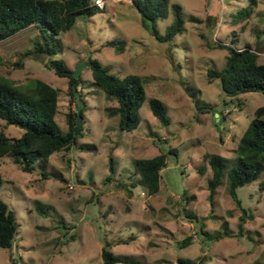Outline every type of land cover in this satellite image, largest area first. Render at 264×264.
<instances>
[{
  "label": "rangeland",
  "instance_id": "rangeland-1",
  "mask_svg": "<svg viewBox=\"0 0 264 264\" xmlns=\"http://www.w3.org/2000/svg\"><path fill=\"white\" fill-rule=\"evenodd\" d=\"M175 2L182 6L183 28L163 41L124 0H104L102 9L77 14L67 30L56 34L59 47L52 55L70 72L85 60L73 96L69 76L58 75L47 63L50 55L34 50L36 25L0 39V74L25 87L39 78L57 88L55 119L61 131L69 127V110L78 106L83 113L76 141L47 159L38 157L30 171L22 170L10 153L0 157L5 178L0 197L17 221L12 245L0 246V264H102L104 243L115 254L140 258L143 264H175L177 256L203 258L202 264H264V187L259 186L264 169L236 187L241 206L229 194L226 174L210 205L211 169L203 159L205 152L232 157L255 108L264 104V92L227 94L218 77L209 81L206 74L208 67L223 66L227 55L215 42L249 45L264 62V0L245 18L235 13L247 0H169L168 15L157 21L161 33L172 21ZM111 40L123 42L122 50ZM89 57L117 75H140L146 96L134 129H121L119 116L107 113L117 102L94 82ZM151 96L164 102L167 124L152 113ZM3 122L0 118L8 135L20 134L19 126ZM167 147L176 152H167L159 188L148 193L135 160ZM204 163L203 173L198 172ZM241 207L246 210L240 233ZM201 225L209 234L226 228L228 234L209 236ZM190 234L191 241L180 245Z\"/></svg>",
  "mask_w": 264,
  "mask_h": 264
},
{
  "label": "trees",
  "instance_id": "trees-1",
  "mask_svg": "<svg viewBox=\"0 0 264 264\" xmlns=\"http://www.w3.org/2000/svg\"><path fill=\"white\" fill-rule=\"evenodd\" d=\"M133 5L140 13L142 24L159 40H168L183 28L182 6L180 3H172V21L165 32L161 33L157 27V21L164 18L169 12V0H124ZM258 0H247V3L238 9L235 15L238 18L249 16ZM94 0H0V39H3L21 28L34 24L38 29V36L34 39V50L50 55L48 62L53 66L58 75H68L70 93L73 96L74 89L71 84L76 83L69 68L60 58H52L57 52L59 41L56 37L60 31L67 30L74 22L75 16L81 12L92 14L100 10ZM192 20H200L190 15ZM109 44L118 49L123 48L121 41L111 40ZM214 46L225 48L227 55L223 66L220 68L208 67L206 74L208 80L218 77L222 89L227 94H238L250 90L264 92V62L258 60V53L249 45L236 47L231 44L215 42ZM86 63L91 67L94 82L101 87L106 94L116 100V105L109 106V115H118V126L121 129L132 130L140 122L139 107L145 99L146 92L140 75L128 72L117 75L105 68L97 58H87ZM75 90L76 87H75ZM58 90L45 80L36 78L33 85L25 87L15 83L7 76L0 74V118L4 124H14L22 130L18 135H8L0 128V157L10 153L12 160L25 171L32 169V163L38 158L47 159L51 153L62 148H69L79 133L74 134L73 128L77 114L83 117L82 109L69 110L67 113L68 129L61 131L55 119ZM149 107L158 120L164 124L169 122L164 102L151 96L148 99ZM199 109L207 108L198 105ZM218 124V123H217ZM176 152L175 147H167L152 156L138 157L135 160L136 172L146 186L148 193L158 190L161 178V169L166 164L167 152ZM204 161L211 169V175L207 178L210 205L214 200L216 188L226 174L229 180V194L237 205L240 199L236 194V187L248 181L256 179L264 169V104L257 106L254 115L247 124L244 132L239 137L234 148V155L226 157L217 152H205ZM109 171L114 169L113 157L109 156ZM206 164L197 166V170L203 173ZM110 174V173H109ZM107 174L106 178H109ZM5 180L0 172V185ZM264 187V181L259 183ZM241 206V205H240ZM243 213L239 217L238 230L242 231L246 208L241 207ZM190 217L196 215L185 211ZM252 217V213H249ZM201 232H206L202 225ZM17 232V221L12 208L0 197V246L10 247ZM241 233V232H240ZM228 234L224 231L213 234L219 237ZM192 235H186L179 241L180 245L191 241ZM102 264H143L140 258L119 255L112 252L107 243L101 247ZM203 258L198 260L177 256L175 264H202Z\"/></svg>",
  "mask_w": 264,
  "mask_h": 264
},
{
  "label": "water",
  "instance_id": "water-1",
  "mask_svg": "<svg viewBox=\"0 0 264 264\" xmlns=\"http://www.w3.org/2000/svg\"><path fill=\"white\" fill-rule=\"evenodd\" d=\"M85 64V60H80L78 61L77 65L75 66V68L71 71L72 75L77 78L79 76V73H80V69L81 67ZM72 88L74 89V92H76L75 90V85L74 83H72ZM218 115L219 113L218 112H214V116H215V121L218 120ZM80 125H81V114H77L76 116V121H75V125H74V128H73V133L74 134H77L78 131H79V128H80Z\"/></svg>",
  "mask_w": 264,
  "mask_h": 264
},
{
  "label": "built area",
  "instance_id": "built-area-1",
  "mask_svg": "<svg viewBox=\"0 0 264 264\" xmlns=\"http://www.w3.org/2000/svg\"><path fill=\"white\" fill-rule=\"evenodd\" d=\"M94 3L99 6V7H103L104 5V0H94ZM71 186V185H70Z\"/></svg>",
  "mask_w": 264,
  "mask_h": 264
}]
</instances>
